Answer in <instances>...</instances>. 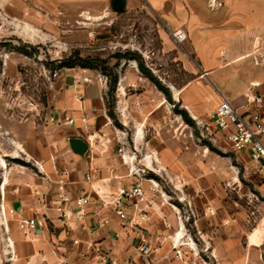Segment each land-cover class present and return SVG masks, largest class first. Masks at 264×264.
I'll return each mask as SVG.
<instances>
[{
  "label": "rangeland",
  "instance_id": "1",
  "mask_svg": "<svg viewBox=\"0 0 264 264\" xmlns=\"http://www.w3.org/2000/svg\"><path fill=\"white\" fill-rule=\"evenodd\" d=\"M118 4L0 0V264L16 263L26 235L15 213L19 202L10 201L11 214L7 201L66 164L69 137L81 125L68 118L83 115L95 157L111 168L116 161L125 175L133 164L146 169L134 178H144L150 203L141 229L158 248L152 264H264V197L232 146L190 114L196 126L187 125L174 111L183 109L176 98L167 102L138 67L141 60L175 96L195 76L189 62L199 68L192 54L209 48L214 62L245 39L248 60L264 68V0ZM178 30L186 33L182 43L173 36ZM125 54L139 60L116 57ZM71 55L105 60L109 68L62 67ZM113 73L118 80L109 93ZM256 228L262 238L252 247Z\"/></svg>",
  "mask_w": 264,
  "mask_h": 264
},
{
  "label": "crops",
  "instance_id": "2",
  "mask_svg": "<svg viewBox=\"0 0 264 264\" xmlns=\"http://www.w3.org/2000/svg\"><path fill=\"white\" fill-rule=\"evenodd\" d=\"M239 44L233 46L231 43L221 57H215L214 62L211 61L212 53L209 48L199 49L192 54L199 68H196L195 61L189 62L187 68L195 76L181 86L175 96L171 93L172 98H176L195 120L202 126L209 127L210 135L225 137L230 146L226 133L216 129L210 121L212 111L223 99L229 100L247 119L258 114L264 124V68L253 67L248 60L245 39L240 40ZM217 70H222V73L218 72L212 82L210 77ZM227 74L231 75V81ZM215 80L219 82L218 85ZM120 85L124 90L122 82ZM256 97L260 100L254 101ZM165 99L169 102L166 96ZM118 112L124 114L123 109ZM83 116H79L80 119L72 118L74 121L70 124L77 125L80 122L81 125L73 129L69 139L77 137L85 140L88 144L87 151L78 155L69 145L65 165H54L51 175L33 178L32 184L24 187L23 195H15L7 201L9 209H14L9 206L10 201L19 202L18 209H15L19 222L35 220L34 226L22 228L26 235L19 243L15 264H100L96 251L88 247L89 243L101 246L112 259L131 260L133 264H143L147 260L135 253L138 232L147 234L145 229L140 230L143 223L140 227H134L128 221H123L110 203L117 197L120 188L130 187L137 177L134 178L129 173L125 175L123 171L119 173L116 161L111 168L103 159L95 157L86 130L88 119ZM138 138L140 137H137V142ZM262 139L264 140V135ZM232 150L243 164L256 190L264 197V178L259 172L260 165L250 158L251 148ZM146 152L149 153L148 148ZM122 160L126 162L125 156ZM145 160L154 163L157 158L147 154ZM61 197L68 199L63 200ZM83 197H87L89 202L80 205L78 200ZM125 202L128 200L125 199ZM124 206L127 213L131 212L130 206ZM95 209L99 211L95 212ZM66 231L70 234L67 235ZM260 235L261 230L258 228L250 233L248 239L252 247L261 242ZM74 240H78V243H74ZM154 258L155 252H152V263L155 262Z\"/></svg>",
  "mask_w": 264,
  "mask_h": 264
},
{
  "label": "built area",
  "instance_id": "3",
  "mask_svg": "<svg viewBox=\"0 0 264 264\" xmlns=\"http://www.w3.org/2000/svg\"><path fill=\"white\" fill-rule=\"evenodd\" d=\"M173 36L178 43H182L186 39V33L182 30L176 31ZM253 100L259 101L260 98L256 97ZM73 121V119L68 118L69 123H73ZM210 121L214 124L216 129L226 133V137L235 151L251 148L250 158L253 162L260 165L259 172L264 178V140L262 139L264 135V124L260 116L256 114L250 119H247V117L240 113L229 100L223 99L212 111ZM206 129L210 133L208 126H206ZM130 172L133 176L137 175L138 178L139 176L141 177V175L142 177L147 175L145 167L134 164L131 166ZM138 178L130 187L120 188L117 197L110 202L114 205V210L120 219L128 221L134 227H140V225L148 219V211L150 209V203L144 194V183L141 180L144 178ZM61 198L63 200L68 199L67 197ZM125 199H127L130 204L131 212L129 213H127L124 206V204H127ZM78 202L80 205L82 203L87 204L89 200L87 197H83L80 198ZM98 211L99 209H95V212ZM8 212L13 214L14 210L8 209ZM19 225L21 228L34 226L35 220L29 219L20 221ZM66 234L68 235L70 233L66 231ZM137 238L138 242L135 245V253L147 258L143 264H152L150 255L152 252L157 251L158 248L155 246L152 247L151 244H149L143 231L138 232ZM74 243H78V240H74ZM88 247L96 251L100 264H133L131 260L120 261L118 259H112L101 246L89 243Z\"/></svg>",
  "mask_w": 264,
  "mask_h": 264
},
{
  "label": "trees",
  "instance_id": "4",
  "mask_svg": "<svg viewBox=\"0 0 264 264\" xmlns=\"http://www.w3.org/2000/svg\"><path fill=\"white\" fill-rule=\"evenodd\" d=\"M116 57H125L128 59H135L139 60L135 54H125V55H116ZM100 63V66L103 70H106L108 67L107 61L102 59H94V58H81V57H73L72 55L67 58V61H65V64L62 65V67H74L75 65H80L84 68H93L95 67V64ZM139 70L152 82L156 85V87L164 93L167 100L169 102H172L173 98L171 96V92L168 87H166L162 82L157 78V76L154 75V73L145 67V65L139 60L138 63ZM118 76L117 74L113 73L110 81V88L109 93H112L115 90L116 84H117ZM174 111L179 114L184 122L191 126L195 127L196 123L195 121L190 117L188 111L186 109H179L177 106H175ZM109 116L116 121V115L113 111V107L111 106L109 108Z\"/></svg>",
  "mask_w": 264,
  "mask_h": 264
},
{
  "label": "water",
  "instance_id": "5",
  "mask_svg": "<svg viewBox=\"0 0 264 264\" xmlns=\"http://www.w3.org/2000/svg\"><path fill=\"white\" fill-rule=\"evenodd\" d=\"M115 3L116 5H119L118 1L116 0H115ZM69 145H70L71 150L78 155H83L88 149L87 142L77 137L70 138Z\"/></svg>",
  "mask_w": 264,
  "mask_h": 264
},
{
  "label": "flooded vegetation",
  "instance_id": "6",
  "mask_svg": "<svg viewBox=\"0 0 264 264\" xmlns=\"http://www.w3.org/2000/svg\"><path fill=\"white\" fill-rule=\"evenodd\" d=\"M116 1H118V0H116Z\"/></svg>",
  "mask_w": 264,
  "mask_h": 264
}]
</instances>
